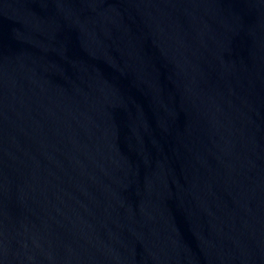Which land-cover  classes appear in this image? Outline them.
Segmentation results:
<instances>
[{
    "label": "water",
    "instance_id": "95a60500",
    "mask_svg": "<svg viewBox=\"0 0 264 264\" xmlns=\"http://www.w3.org/2000/svg\"><path fill=\"white\" fill-rule=\"evenodd\" d=\"M0 264H264V0H0Z\"/></svg>",
    "mask_w": 264,
    "mask_h": 264
}]
</instances>
